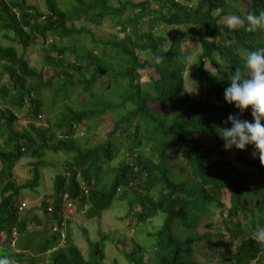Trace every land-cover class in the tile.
Masks as SVG:
<instances>
[{"label": "trees", "instance_id": "obj_1", "mask_svg": "<svg viewBox=\"0 0 264 264\" xmlns=\"http://www.w3.org/2000/svg\"><path fill=\"white\" fill-rule=\"evenodd\" d=\"M44 1L46 11L25 0H0L1 37L20 42L24 51L19 55L14 45L0 44V77H6L0 85V255L13 264H39L36 256L47 252V264H107L106 235L87 238L86 258L57 229L28 232L20 193L44 185L43 170L55 168L46 152L53 151L67 160L52 178L53 207L47 200L41 207L59 229L63 199L68 206L86 207L89 218L99 217L115 208L124 190L130 220L162 217L144 244L120 249L124 260L196 264L194 249L201 248L196 242L213 234L209 223L205 235L200 228L194 234L195 208L214 203L234 242L209 244L218 252L214 264H264V241L255 235L264 228V164L241 149L232 156L216 131L230 127L228 115L239 112L224 99L230 81L221 73L243 67L248 50L264 47V27L229 29L224 21L229 14H258L264 0ZM235 3H241L239 10ZM80 21L108 23L115 33L96 37L76 24ZM166 27L176 30H158ZM53 37L60 42L46 51L45 72L25 55L30 43L40 47ZM65 54L73 60L64 62ZM190 59L191 77L217 102L202 106L204 99L187 91ZM54 107L59 111L52 122L36 121ZM23 116L27 127L17 129ZM241 118L252 120L250 108ZM101 123L105 138L96 128ZM16 164L27 172L20 182L12 172ZM14 233L26 235L31 255L15 251ZM147 247L152 251L145 259Z\"/></svg>", "mask_w": 264, "mask_h": 264}, {"label": "rangeland", "instance_id": "obj_2", "mask_svg": "<svg viewBox=\"0 0 264 264\" xmlns=\"http://www.w3.org/2000/svg\"><path fill=\"white\" fill-rule=\"evenodd\" d=\"M26 4L35 6L40 11H46L45 1L44 0H25ZM235 9L239 10L241 3L234 4ZM78 26H86L89 28L96 37H103L107 38L115 33V30L110 27L108 23H105L101 26H94L86 24L85 22H76ZM180 28L181 27H177ZM158 30H163L167 33H172L176 30V27H166V28H158ZM121 34L118 35L120 37ZM50 39V38H49ZM59 39L57 37L51 38L45 45H41L37 47L36 45L29 44L27 48L28 51L26 52V57L30 60V63L34 65L37 69H42L45 72L48 70V63L46 57V51L48 48L57 45L59 43ZM0 44L8 45L12 44L16 47L17 52L19 55L23 54V47L22 44L16 40L9 41L1 37L0 32ZM64 62H70L73 60L72 54H65L63 57ZM194 68H193V61L192 59L189 60L188 67H187V75H186V86L187 91L196 95L203 100L202 106H208L209 102L214 103L217 102L214 98L209 97L204 89L201 87L199 81L191 77L193 75ZM228 77V71L221 73ZM61 79H55V86L59 85ZM6 82V77H0V85ZM42 98L44 99V103L47 102L46 96L43 95ZM59 108L54 107L53 110L48 111L47 109L44 110V113L41 117L37 118V122H41L42 125H47L46 119H50L52 122L57 115ZM17 125V129H23L27 127L28 119L23 116ZM108 126V125H107ZM97 131L100 133V137L105 138V132L107 131L106 126L101 123L96 126ZM81 135V132H80ZM2 139V138H0ZM235 147L230 149V153L234 156ZM245 153L250 158H254L252 156L253 147L252 145H247L245 149H243ZM120 158L122 157L119 154ZM45 159L50 162L55 168H61L65 165V161L67 160V156L62 152H53L48 151L46 152ZM55 168L49 166L47 167L43 173V183L40 182V185L36 190H22L20 193V204L21 205V215L25 216L29 220L28 232L29 231H36V230H47L49 228H55L57 225L56 222L52 224L53 221H49L48 217L45 216L43 209L41 207L42 201L47 200L49 205L52 206V178L55 175ZM1 169V163H0ZM12 172L17 175L18 182L22 181L24 177H27V172L25 169L21 168L19 164H16ZM121 198L117 197V203L115 208L109 209L104 211L101 216L99 217H91L89 218L86 214V207L81 206H68V201L63 199L62 201V211H63V222H62V231L65 234V241L68 244L78 246L86 258H88L89 247L87 243V238L92 240H99L101 235H106L107 239L104 241L106 243L105 251H106V258L105 262L107 264H128L120 251V249L130 250L134 248L135 244H140L141 242L144 244L146 242L147 232L153 230V226H159L161 223L162 217L154 218L150 222H142L138 223L136 220H130L129 214H126L129 210L126 208L127 198H126V191L122 190ZM197 206L195 208L196 217H195V224H194V234L197 235L198 232L201 231L205 235V233L209 230L208 228L205 229L206 224H211L210 231L213 234L209 238H205L199 242H196L197 245L201 246V248L194 249V256L193 260L196 264H214L216 259L218 258V252H216L213 247L208 248L209 244L214 246L215 241H220L222 244L227 242L228 247L234 245L232 239L228 235V231L226 229L225 223L221 219L220 210L218 207L213 203L209 204L207 202H203V204ZM205 208H204V207ZM53 207V206H52ZM208 210V215L206 216H199L201 212ZM51 213L52 211L49 210ZM126 215V216H125ZM125 216V217H124ZM199 216V217H198ZM35 218V219H34ZM40 219L41 223H37L36 220ZM59 226V225H57ZM200 228V229H199ZM199 229V231H197ZM52 230V229H51ZM189 230V229H188ZM26 235H19L12 234L13 241L12 247H14L16 252H21L26 255L32 254V248L27 247L25 244ZM207 236V235H206ZM38 238L35 237L32 240L31 246L34 247V244L37 242ZM123 241V243H122ZM152 251L151 247H147V249L143 250L145 252L146 258H149V254ZM48 253V252H47ZM42 253L36 256L38 258L39 264H47L48 254Z\"/></svg>", "mask_w": 264, "mask_h": 264}, {"label": "clouds", "instance_id": "obj_3", "mask_svg": "<svg viewBox=\"0 0 264 264\" xmlns=\"http://www.w3.org/2000/svg\"><path fill=\"white\" fill-rule=\"evenodd\" d=\"M224 23L229 29L244 26L246 30H255L264 27V10L258 14L249 13L246 18L229 14ZM242 59L243 67L237 66L230 72V83L223 93L225 101L239 112L228 115L226 122H230V127L216 126V131L223 138L225 149L243 150L252 145V156L258 155L264 164V47L248 50ZM249 108L251 121L241 118V113ZM255 235L264 241V228H257ZM0 264H13L12 258L0 255Z\"/></svg>", "mask_w": 264, "mask_h": 264}, {"label": "built area", "instance_id": "obj_4", "mask_svg": "<svg viewBox=\"0 0 264 264\" xmlns=\"http://www.w3.org/2000/svg\"><path fill=\"white\" fill-rule=\"evenodd\" d=\"M70 205V204H69ZM54 229H57L58 231H60V235L62 236V239H64L63 237H65L64 232L62 231V229H59L58 226H55ZM61 244H58L57 246H53L49 251H53L55 250L57 247H59Z\"/></svg>", "mask_w": 264, "mask_h": 264}]
</instances>
